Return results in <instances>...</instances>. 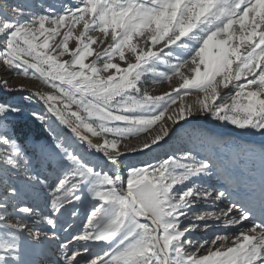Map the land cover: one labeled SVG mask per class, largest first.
I'll list each match as a JSON object with an SVG mask.
<instances>
[{
  "label": "snow or ice",
  "instance_id": "snow-or-ice-1",
  "mask_svg": "<svg viewBox=\"0 0 264 264\" xmlns=\"http://www.w3.org/2000/svg\"><path fill=\"white\" fill-rule=\"evenodd\" d=\"M0 91V264H264V0H5Z\"/></svg>",
  "mask_w": 264,
  "mask_h": 264
},
{
  "label": "rangeland",
  "instance_id": "rangeland-1",
  "mask_svg": "<svg viewBox=\"0 0 264 264\" xmlns=\"http://www.w3.org/2000/svg\"><path fill=\"white\" fill-rule=\"evenodd\" d=\"M2 2H5V0H1ZM7 3L9 4H20L23 6H27L29 4H37V3H43V4H52V5H56L58 3L61 2H73V0H6ZM18 80V81H17ZM20 78L17 77L16 80L14 82H19ZM28 85L30 88H32V90L34 91H43L46 90V86L42 85L40 82L38 81H27ZM168 90V85L165 84H160V85H149L148 86V91H150L152 94H161L164 91ZM0 95H4L5 98L7 99H18L20 94H13V95H7L4 94L2 91H0ZM37 108H39V105H36ZM19 122L20 124L24 127V131L29 134V135H37V134H43V129L34 121L30 120V118L27 117V113H25L24 115H22L19 118ZM205 123H208L207 121L204 120ZM210 124H215V123H210ZM216 124H220L219 122H217ZM224 124V123H221ZM229 125V124H226ZM200 127H202L201 125H199ZM246 134V133H244ZM248 135V134H246ZM224 138H228V139H235L237 142L239 143H254V144H260L262 142H264V137H260L259 135H248L251 139L249 140H241L238 139L235 135H231V134H226V135H220ZM256 137V138H255ZM252 139H257L258 141L252 140ZM147 159V157L145 156H135V157H129L128 158V162L129 163H136L138 161L141 160H145ZM224 204H221L220 207H224ZM213 231H216V229H213ZM196 235H200V233H196ZM98 249H93V251H96ZM53 255V251L52 249L48 250L47 256L45 255H37L34 256L33 259H35L36 264H48V257Z\"/></svg>",
  "mask_w": 264,
  "mask_h": 264
},
{
  "label": "bare ground",
  "instance_id": "bare-ground-1",
  "mask_svg": "<svg viewBox=\"0 0 264 264\" xmlns=\"http://www.w3.org/2000/svg\"><path fill=\"white\" fill-rule=\"evenodd\" d=\"M0 3H4V2L0 0ZM194 98L195 96L193 95V96L188 97L187 99L189 102H191ZM199 125H201L202 127H207V128L214 130V132L218 135L231 134V135H235L238 139H241V140L251 139L248 135L242 133L240 130L235 129L231 125H226V124H221V123L220 124H216V123L210 124V123H205L204 120H201ZM252 140L258 141L257 139H252ZM132 157H135V156H132Z\"/></svg>",
  "mask_w": 264,
  "mask_h": 264
}]
</instances>
